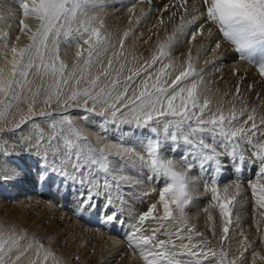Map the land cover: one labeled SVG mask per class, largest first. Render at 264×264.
Instances as JSON below:
<instances>
[{
    "label": "rangeland",
    "instance_id": "374dc122",
    "mask_svg": "<svg viewBox=\"0 0 264 264\" xmlns=\"http://www.w3.org/2000/svg\"><path fill=\"white\" fill-rule=\"evenodd\" d=\"M43 1L0 0L3 9L9 10L5 17L0 15V29L6 30L0 32V76L13 81L4 86L1 82L5 79L0 81V264H182L180 252L177 254L174 249L160 245L162 240L153 239L154 234L157 238L161 236L160 222L154 208L143 203L150 187L147 183L152 178L157 180L154 182L158 194L181 191L186 197L183 186L186 189L188 183H194L199 187L196 198L207 208L218 211L220 200L231 213L229 221H240V226L237 222L231 227H243L239 235L246 237V243L256 239L253 253L264 254V207L259 205L260 197L264 196V156L248 155L246 149L230 140L227 149H222L226 136L213 126L223 124L240 136L246 118L251 119L258 126L248 127L246 134L253 136L257 146L264 145L259 143L264 138V19L261 18L264 10L221 2L216 5L212 20L207 18L212 14L210 7L206 5L196 12L189 0H104L105 8L100 10L95 5L97 12L90 23L79 21L71 28L46 32L41 21ZM72 1L63 0L60 7ZM110 5L121 10L119 21L113 26L103 12L112 8ZM44 7L48 9V5ZM82 7L87 13L94 8L88 4ZM205 19L206 31L194 41L201 43L204 35L210 33L207 42L218 38L223 54H209L200 62L198 53L190 55L181 42L190 40L189 33ZM156 30L160 34H154ZM142 39L148 40V46L139 52L134 44H140ZM91 45L100 50L90 52ZM164 65L187 82L183 84L192 86L187 110L195 118H204L197 125V132L208 137L198 142L200 148L186 138L188 135L180 139L172 134L178 127L173 119L163 122L170 134L163 139L158 127L162 119L157 121L166 116L163 111L151 118H141L132 112V94L137 83L145 80L151 69ZM36 103L53 108L50 115L57 129L44 137L46 152L38 147V152L31 154L38 143L32 138L25 142L15 140L12 128L28 132L31 123L39 122L48 113L38 110ZM21 109L30 111L21 117L17 111ZM107 114L118 115L115 133H109ZM182 119V127H192L190 123L194 121L184 116ZM34 129L37 131V126ZM68 130L69 136L63 132ZM122 133L128 138L132 135L129 150L120 136ZM96 139H112L117 152L104 153ZM60 144L61 148L71 150L76 160L80 159L79 169L87 171V178L76 179L72 172L66 178L63 164L57 158L60 156L50 153L51 147ZM77 145H82L91 157L89 165L84 157L75 154ZM145 156L150 170L138 164ZM228 158L226 168L222 162ZM205 161L211 164H204ZM194 168L198 173L188 181L182 171L183 174L178 172L190 171V178ZM29 177L32 182H24ZM51 178L59 179L61 188L65 184L62 191H56L55 200L50 199L42 183L46 181L50 191ZM234 179L240 183L235 185L238 189L230 186ZM211 181L219 188L210 193ZM226 186L231 197L223 195L222 188ZM26 190L30 191L25 193ZM68 191L70 195H80L78 208L68 200L70 197L67 199ZM239 196L241 208L227 206L232 197ZM129 211L135 214V222H128ZM187 226L189 232L197 233L190 230L191 224ZM148 232L152 234L147 235ZM222 233L223 244L228 237ZM219 250L222 264H230L226 251ZM246 255L243 264L256 263ZM191 261L190 257L188 262Z\"/></svg>",
    "mask_w": 264,
    "mask_h": 264
},
{
    "label": "bare ground",
    "instance_id": "6f19581e",
    "mask_svg": "<svg viewBox=\"0 0 264 264\" xmlns=\"http://www.w3.org/2000/svg\"><path fill=\"white\" fill-rule=\"evenodd\" d=\"M45 1H47V0H44L43 1L44 4L41 5V8H42L41 9V15H42L41 21L43 20L42 24H44V28H45V30H47L46 32H48V31L49 32H57L62 27L71 28L75 24H78L79 21H82L83 24L90 23L92 17L97 12L96 6L99 7L100 10L102 8H105L104 0H73L71 3H68L64 8L60 7V3L63 0H53L49 4L46 3ZM244 1H242V0H227V1L226 0H189V2H190L189 4L192 8L195 9L196 12H199L200 9L205 8L206 5L208 7H210L212 14L210 16H208L207 18L212 19V20L215 17L213 12L216 8V5L220 4L221 2H223V3L230 2V3H228L230 5H232L236 2V5L239 4L242 7L252 6L253 8L255 7L257 9L264 10V1L263 0H250V2H246V4ZM85 4H88L89 7L90 6L94 7V8H90L91 9L90 13H87V9H84L82 7ZM44 5L45 6L48 5L47 10L44 7ZM114 5H117V3H114ZM110 6L112 8H108L106 10H103V12L105 13V16L108 17L109 21L111 22L110 26H113L114 24L118 23L119 16H121V10H120V7H118V6H113V5H110ZM8 11H9L8 9H5V8L3 9V5L0 4V15H4V17H5V15L7 14L6 12H8ZM198 18L200 19V16H198ZM261 18L264 19L263 17H261ZM206 19H205V21L200 20L201 23L194 30H192L191 33H189V37L191 38L190 40L186 39L185 41L181 42V46H182V44H184L185 45L184 47L188 48V53H190V55L194 54L193 52L198 53L196 57H197V60L200 62L202 60H205L204 58L209 54L212 56H215L216 54H217L216 56H218L219 54L220 55L223 54V52H222L223 47L221 46L220 40L218 38L214 39L212 42L211 41L207 42V40L210 37L209 36L210 33H206V35H204V38L201 40V43L194 41L198 37L199 34L205 33L206 25H204V23H206ZM125 25H127V24H125ZM3 27H5V26H3ZM124 28H126V27H124ZM5 31L6 30L2 31L0 29V32H5ZM148 31H151V30H148ZM154 34H160V30H156L154 32ZM135 36L137 37V34H135ZM20 37L24 38L22 35ZM134 45L138 49V51L140 52L141 50L145 49L148 46V40L142 39V40H140V44H134ZM109 46H110V44H108V47ZM191 47H193V48L190 49ZM89 50H90V52H91V50L93 52H95L97 50H100V48H95V46L91 45V48H89ZM209 56H208V58H210ZM208 58L206 59L207 61H208ZM8 62H9V60H8ZM8 62L6 61L5 65H8ZM220 65H222V64H220ZM176 78H178V81H176ZM1 80H4L3 83L1 82V84L3 86L5 83H8V82L12 83L13 82L11 78L9 80L5 76H0V81ZM183 83H187V82L182 81L179 78L178 73L175 71L173 72V70H170V68L167 65L158 67L157 69L154 67L153 69L150 70L149 75L146 76L145 80H141L137 83V86H136L135 91H134L135 94L134 93L132 94V97H133L132 100H133V104H134L132 112L134 114L141 116V118H151V117H155L156 115L159 114V112L163 111L164 114H166V116H160L157 119V121L159 119H162V123H160V125L158 126V127H160V136L163 139H167L170 137V134L168 132L169 130L166 129L165 125H163V122H166L165 119H167V120L173 119L174 122L177 121L178 127L176 126L177 128L173 129L172 134L179 136L180 139H184L185 138L184 136L188 135L189 137H186V138L188 140L190 139V140L194 141L195 145L198 146L199 141H203L204 138L205 139L208 138V137H206L207 134L204 136V135L197 132V125L202 123V120L204 118H200V119L195 118L193 115H191L190 112H188L187 104L190 102V99H191L192 86L189 83H188L189 85L183 84ZM2 95H4L3 91H2ZM35 107H37L38 110H41V111L46 110V112H48V113H45L43 118L39 122L31 123L29 126L30 131L27 132L24 129L17 128V127L12 128L15 140H17V138H18V139L22 140V142H25V141H30V139L32 138L31 140H34L35 142L38 143L37 148L36 147L32 148L31 154L35 153V150H37V152H38V147H41V149H44V151L46 152V150H48V146H47V143H46V140L44 139V137L46 134L51 135V133H54L53 128L57 129V127L54 125L55 124L54 118H52V116L50 115V111H52L53 108L46 106V104L44 105V104H39V103H36ZM17 111H18V115L22 117V116H25L30 110L21 109V110H17ZM107 115H106V117H107L106 121L109 124V128H108L109 133H115V128L119 124V119L116 118V117H118V115L116 116L114 114L115 117L109 116V115L107 116ZM183 116H184V119L189 117L191 119L190 122L194 121V122H192V124L190 123V125H192V127H190V126L186 127L185 125H184V127L181 126V124L184 123L183 119H182ZM120 117L122 118L125 116L121 115ZM129 119L132 121H137V120L141 121L139 119L136 120L135 118H129ZM210 119L213 120L212 118H210ZM246 121H247V124L243 128L244 132L240 136L233 133L235 131V129H233V128L229 129L228 126H225L223 124L213 125L214 128H216V130H219L222 134H224L226 136V137L224 136L225 138L223 139V142L225 143V145L222 147V149L223 148L225 149V147L228 146L227 144L229 143V140H230L231 142L236 143L237 146H240L241 148L246 149V152L248 153V155L252 154L254 156L255 155L264 156V145L257 146L258 144L255 142V140H253V136L246 134L248 127H253L257 124L255 123V121H253L251 119L246 118ZM168 122H170V121H168ZM168 122H166V123H168ZM83 123H86V122H83ZM34 126L35 127L37 126V131L34 129ZM257 126H255L254 128H256ZM145 127H146L145 134H147L149 132V130H148L147 125ZM83 128H84V126H83ZM119 130H120V128H119ZM231 130H233V132ZM250 131H252V130H250ZM63 132L67 133V136H69V133H68L69 130L63 131ZM122 132H124V131L122 130ZM254 132H256V131H254ZM235 135L238 137H235ZM251 135H252V133H251ZM120 136L125 139V141L123 143L125 144V146H127V150H129L128 145H129V143L132 142L131 141L132 139L130 140L129 138L132 135L128 138L125 136L124 133H122V134H120ZM47 139H48L47 142L51 141V139L49 137H47ZM96 141L100 143L101 148L104 151V153L111 155V154H114L117 152V145L115 144V142L112 141V139L107 140V141L96 139ZM247 142H248L249 149L247 146L245 148V145H247L246 144ZM71 143L73 144V141H71ZM146 143L149 144L148 141ZM259 143H264V138ZM61 147H62V144H60L58 147H55V146L51 147L52 150L50 153L55 155V156H60L57 158L60 159V162H62V164H63L61 168H64V170H62V172H64V175L66 176V178L69 176L68 174L70 172H72V174H74V177H76V179L80 178L81 180H83L84 178H87L86 177L88 175L87 171L79 169L80 159L76 160V157L71 152V150H68L66 147L65 148H61ZM67 147H68V145H67ZM10 149H11V147H10ZM201 153H202V151H201ZM75 154H79L80 158L84 157L85 160L87 161L88 165L90 164L91 157L87 154V151L82 149V145H77V151L75 152ZM127 156H129V155H127ZM127 156H125V158ZM252 158L257 160L253 156H252ZM216 160H217V158H216ZM228 161H229V158L226 160V162H222L226 168H229L230 162L228 163ZM208 163L211 164L210 161H208ZM208 163L206 161L204 162V164H207V165H208ZM138 164L142 165L143 167L145 166V167H147V169H149V161H148V158L146 156L144 159H141L138 162ZM151 167H152V165H151ZM89 168H91V167H89ZM189 168L192 169L191 167H189ZM181 171L185 175L183 173H181ZM178 172H179V174H183L185 179H187V181H188L192 178V176H194L196 174V172L198 173V170L196 168H194L190 178L188 175V173L190 171L180 169ZM34 174H37V173H34ZM263 175H264V173L262 174V177H264ZM40 176H43V175H40ZM176 176H178V175H176ZM231 176L233 177L232 174H231ZM62 177H63V175H62ZM81 177H83V178H81ZM237 177L238 176H236V178ZM172 178H173L172 180H174V177H172ZM30 179H32V178L29 177L24 182L28 183L31 181ZM149 180H150V184L147 182L146 183L150 187L148 189L146 198L144 196L145 200L143 201V203L146 206H150V208H154V210L156 212V219L159 220V222H160L159 235H161L160 237L157 238V236L154 234L153 239L156 238L157 240H162V242L160 241V245L168 247V249L169 248H171L172 250L174 249V251H177V254L180 252L178 254V256H179L180 260H183V263L185 262V264H222L223 263L221 260L222 256L220 254L222 251L220 252V250H219L222 248V249H224V251H226L225 255H227L228 262L230 264L246 263L245 262V259H246L245 254H247L246 255L247 258H250V260L255 261L256 262L255 264H264V254L262 253L261 255H259V254L253 253L256 251L254 249V246H255L257 240L256 239L253 241L250 240L248 243H246V237L239 235L240 233H242L243 227L242 228L240 227L238 229L231 227L233 225H236L237 222L239 225L240 221L238 219H233L234 220L233 222L231 220L229 221V219L231 217L230 216L231 213L228 212L227 207L222 202H219L220 200H218V202H217V206H216L218 208V211H217L216 209H213L212 207L207 208L205 205H203L201 203L202 201H199L196 198V194L199 192V190H198L199 187L197 185H195L194 183H193V185L188 183L186 186V189H184V186H183L182 190H186L185 195H187L186 197H183V195L180 191L181 190L180 188H179L180 192L177 193V191H176V194L171 193V192H169L167 194H161V193L158 194L156 191V185L157 184L155 183L157 180L155 181V178H152ZM181 180L183 181V179H181ZM181 180L180 181L178 180V181L181 182ZM235 180H237V179H234V182L230 186L237 188L235 185L239 186L240 183H236ZM254 180H255V182L259 183L258 179H254ZM36 181H38V180H36ZM51 181H52V184H51L52 188L50 191H49L50 186H47L46 181L42 182V183H44L43 184L44 189L48 191L47 193H48V196L50 197V199L55 200V198L58 197L56 191L59 189L62 191V189H64L65 184L63 183V186L61 188L58 185V183L60 182L59 179L51 178ZM146 181H148V180L146 179ZM212 181L208 187V190L211 189L210 193L213 191L214 188H219V186L214 184ZM175 183L176 182L174 180L173 184H175ZM178 184L179 183H177V185ZM163 186H164V184H163ZM41 188L42 187H40L39 189H41ZM165 188H164V192L166 193L167 189H165ZM226 188H222L223 195H226V197L227 196L231 197L230 193H228V186H226ZM29 191L30 190H28V191L26 190L25 193H28ZM40 191H42V190H40ZM67 194H68L67 199L70 197L68 200H70L71 202L76 204L75 207H77L78 203H79V198H81L80 195L79 196L76 194L70 195L69 191L67 192ZM142 199H143V197H142ZM230 200L231 201L228 202L227 206H232V205L234 206L235 205L237 209L242 207V205L240 204V202H241L240 196L238 198L232 197ZM259 205H262L264 207V196L260 197ZM79 208H81V206ZM146 208H148V207H145L144 211H146ZM188 208H190V210H189L190 214L188 212ZM217 212H218V214H217ZM140 213H142V212H140ZM126 214H127L128 219H129L128 222H132V221L135 222L136 221L135 214L132 215V213L130 211L126 212ZM143 215H142V218H143ZM246 217L248 218V220L251 219L248 216H246ZM102 218H103V216H102ZM138 218L140 219V217H138ZM162 220H164V221L162 222ZM103 221H104V219H103ZM228 221L231 223L229 224ZM247 221L245 222L246 225H248ZM188 223L191 224L190 230H193V231L196 230L197 233H199L200 235L197 234L196 232H195L196 233L195 235L192 234L191 232H189V229H188L189 227L187 226ZM125 226H127V224ZM137 227H135V228L138 229L141 226H139L138 228ZM192 227H193V229H192ZM229 228H231V229H229ZM147 229L148 228H146V230ZM157 231H158V229H157ZM141 232H143L142 229H141ZM220 232L221 233L223 232L222 234H225L228 237L227 241H224L223 244H222L223 238L221 237ZM148 233L149 234H147V235L152 234L151 232H148ZM156 233H158V232H156ZM144 235H141V236H144ZM198 236H200L201 238ZM205 237L208 238V241H205L206 240ZM102 239H105V238L103 237ZM107 241H109V240H107ZM99 242H100V240H99ZM114 243H115V241H114ZM156 243H157V241H156ZM106 245H107V243H106ZM136 248H138V247H136ZM127 251H130V249ZM160 252H162V251H160ZM115 253H116V251H115ZM151 253H153V252H151ZM181 253L182 254L184 253L183 256ZM167 254H168V252H167ZM161 255H163V254H161ZM175 256H177V255H175ZM240 256L242 257V260L240 259L241 258ZM190 257L192 258V261L188 262V259H190Z\"/></svg>",
    "mask_w": 264,
    "mask_h": 264
}]
</instances>
